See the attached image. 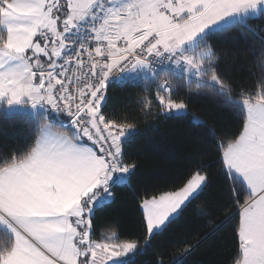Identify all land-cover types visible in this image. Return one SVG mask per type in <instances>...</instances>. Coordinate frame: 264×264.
<instances>
[{"label":"snow or ice","instance_id":"6c2138e0","mask_svg":"<svg viewBox=\"0 0 264 264\" xmlns=\"http://www.w3.org/2000/svg\"><path fill=\"white\" fill-rule=\"evenodd\" d=\"M264 0H0V120L21 119L27 142L0 151V264H129L185 212L189 233L155 264H185L235 221L225 264H264ZM238 33L253 55L250 82L221 67L210 41ZM142 85L146 116L205 122L188 93L238 118L209 130L227 194L202 201L209 165L192 156L171 187L139 197V235H99L95 213L128 185L137 126L108 110L115 81ZM223 216L219 223L209 217Z\"/></svg>","mask_w":264,"mask_h":264},{"label":"trees","instance_id":"16d2710c","mask_svg":"<svg viewBox=\"0 0 264 264\" xmlns=\"http://www.w3.org/2000/svg\"><path fill=\"white\" fill-rule=\"evenodd\" d=\"M254 26H264V21L254 20ZM213 43L221 58V67L228 70L234 80L250 82L248 73L256 71L252 66L257 62L259 51L253 55L244 38L235 33L216 38ZM142 85L111 84L108 90V110L119 117H127L137 126L136 134L127 144L128 155L138 161L139 168L128 185L114 189L115 198L102 206L94 217V227L99 235L116 232L120 236L139 235L142 232L139 197L146 191L171 187L183 173L192 156L209 165V185L202 201L217 204L224 202L227 194L223 177L218 171L214 150H211L209 130L236 131L239 127L237 116L225 106L219 105L206 95L188 93L189 108L207 125H194L188 119L174 117L146 116L137 103L142 93ZM30 135V128L24 120H0V151L21 147ZM209 219L219 223L223 216ZM235 221L222 228L215 235L204 240L199 247L185 258V264H225L232 244L231 229ZM194 223L192 210L185 212L162 236H157L151 246L130 257L129 264H155L157 253L171 249L182 237L189 233H199V237L210 232Z\"/></svg>","mask_w":264,"mask_h":264},{"label":"built area","instance_id":"2783aa9c","mask_svg":"<svg viewBox=\"0 0 264 264\" xmlns=\"http://www.w3.org/2000/svg\"><path fill=\"white\" fill-rule=\"evenodd\" d=\"M113 84H116L117 86H124V85H127V84H133V83H120L118 80L113 82Z\"/></svg>","mask_w":264,"mask_h":264},{"label":"crops","instance_id":"0c3cea01","mask_svg":"<svg viewBox=\"0 0 264 264\" xmlns=\"http://www.w3.org/2000/svg\"><path fill=\"white\" fill-rule=\"evenodd\" d=\"M109 235V234H108ZM110 235H111V233H110Z\"/></svg>","mask_w":264,"mask_h":264},{"label":"rangeland","instance_id":"374dc122","mask_svg":"<svg viewBox=\"0 0 264 264\" xmlns=\"http://www.w3.org/2000/svg\"><path fill=\"white\" fill-rule=\"evenodd\" d=\"M110 235V234H109Z\"/></svg>","mask_w":264,"mask_h":264}]
</instances>
